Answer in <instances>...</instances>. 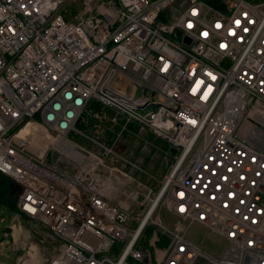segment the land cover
Wrapping results in <instances>:
<instances>
[{
  "label": "built area",
  "instance_id": "2783aa9c",
  "mask_svg": "<svg viewBox=\"0 0 264 264\" xmlns=\"http://www.w3.org/2000/svg\"><path fill=\"white\" fill-rule=\"evenodd\" d=\"M69 1L0 0L16 263L264 264V0H81L73 21ZM91 102L103 139L77 126ZM150 136L168 147L161 178L144 168ZM20 218L45 229L47 260Z\"/></svg>",
  "mask_w": 264,
  "mask_h": 264
},
{
  "label": "rangeland",
  "instance_id": "374dc122",
  "mask_svg": "<svg viewBox=\"0 0 264 264\" xmlns=\"http://www.w3.org/2000/svg\"><path fill=\"white\" fill-rule=\"evenodd\" d=\"M81 12V0H70L66 6H65V15L68 17V19L70 21L74 20V17L79 14ZM150 143L152 145H154L156 147V149H160V156L158 157H147L148 161L147 164L145 165V169L149 172H151L153 175L161 178L167 167H168V160L165 162V159L163 157V153L162 150H166V154H167V150L168 147L167 145L164 144V142H162L161 140L150 136ZM81 144V143H80ZM131 146V144H129ZM140 149L137 148L135 149V153L139 154ZM152 153L155 152V148L152 149L151 151ZM158 155V154H157ZM168 155V154H167ZM171 157H168L169 160H171ZM17 191V189H15V191H13V193H15ZM15 204V202H14ZM15 216H16V212L7 208V207H0V264H17L16 260L20 257L21 255V251L16 250L13 247V242L11 237L9 236L11 233L6 234L8 235V237H5L3 235L4 230L8 227V225L12 224V222L15 220ZM161 217L163 220L164 224H169L171 227L173 226V222L170 220V217L168 216V214L165 211L161 212ZM3 219V221H1ZM21 229L23 231L24 234H29L30 238L32 240L33 237V241H35L36 243L41 239L43 240V243H41L42 247H41V255L42 258H49V256L51 255V246L53 244H48L47 245V238L44 234L45 229L41 228L39 226V224L32 222V221H28L25 220L23 218H20L19 220ZM159 234H161L160 230L158 228H151V233L150 235H145L143 237V241L147 242V248H149L150 250L152 249L153 242L155 241V238L157 239ZM154 237V238H153ZM151 238H153L151 240ZM188 239L192 240L193 242H195L198 245H201V247L209 252H213L214 254L218 253L221 250L222 247V242H220L217 237H215L214 235L210 234L208 231H206L205 228L201 227L198 224H193L190 229H189V233H188ZM162 240V238H161ZM56 245H58L56 243ZM47 260V259H44ZM44 264V263H43Z\"/></svg>",
  "mask_w": 264,
  "mask_h": 264
},
{
  "label": "trees",
  "instance_id": "16d2710c",
  "mask_svg": "<svg viewBox=\"0 0 264 264\" xmlns=\"http://www.w3.org/2000/svg\"><path fill=\"white\" fill-rule=\"evenodd\" d=\"M214 1L215 0H211L209 2L212 3ZM62 15L67 20H69L68 17L65 15V9L62 11ZM101 113L103 114V110L99 107V105L96 102H91L89 106L85 109V111L83 112L78 122V125H77L78 128L85 133L98 136V137H102L101 136L102 132L94 127L95 122L99 121ZM106 113L108 115V113L110 112L108 111ZM16 187L17 186L10 178H7L0 174V207H7L17 212L16 201H17L18 193L17 192L13 193ZM150 233H151V228H148L145 232V235L146 234L150 235ZM162 242H163V239L161 240L160 245L162 244Z\"/></svg>",
  "mask_w": 264,
  "mask_h": 264
},
{
  "label": "water",
  "instance_id": "95a60500",
  "mask_svg": "<svg viewBox=\"0 0 264 264\" xmlns=\"http://www.w3.org/2000/svg\"><path fill=\"white\" fill-rule=\"evenodd\" d=\"M184 41H185L186 43H189V40H188V39H185ZM170 153L173 154V153H174V150H171ZM9 231H10V230H9L8 228H6V229L4 230V232H6V233H9ZM28 252L35 253V250H34L33 248H29Z\"/></svg>",
  "mask_w": 264,
  "mask_h": 264
},
{
  "label": "bare ground",
  "instance_id": "6f19581e",
  "mask_svg": "<svg viewBox=\"0 0 264 264\" xmlns=\"http://www.w3.org/2000/svg\"><path fill=\"white\" fill-rule=\"evenodd\" d=\"M29 134V133H28Z\"/></svg>",
  "mask_w": 264,
  "mask_h": 264
}]
</instances>
